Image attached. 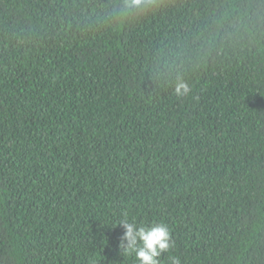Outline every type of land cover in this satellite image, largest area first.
I'll return each instance as SVG.
<instances>
[{
  "label": "trees",
  "instance_id": "16d2710c",
  "mask_svg": "<svg viewBox=\"0 0 264 264\" xmlns=\"http://www.w3.org/2000/svg\"><path fill=\"white\" fill-rule=\"evenodd\" d=\"M125 222L264 264V0H0V264H141Z\"/></svg>",
  "mask_w": 264,
  "mask_h": 264
},
{
  "label": "clouds",
  "instance_id": "9594fccd",
  "mask_svg": "<svg viewBox=\"0 0 264 264\" xmlns=\"http://www.w3.org/2000/svg\"><path fill=\"white\" fill-rule=\"evenodd\" d=\"M151 0H128L129 8H139L142 4ZM175 92L178 96L189 94L190 88L185 83H178ZM125 236L128 240V247L136 252L137 259L141 264H158L157 258L161 252L167 251L170 247V231L166 225L157 224L149 229L140 228L136 230L133 225L124 223ZM142 241L143 246L137 249V239Z\"/></svg>",
  "mask_w": 264,
  "mask_h": 264
}]
</instances>
